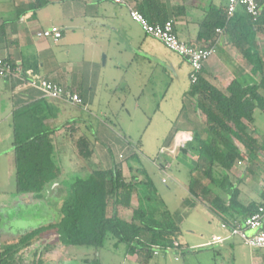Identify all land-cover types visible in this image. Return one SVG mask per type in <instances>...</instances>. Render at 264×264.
I'll return each mask as SVG.
<instances>
[{
  "label": "crops",
  "instance_id": "crops-1",
  "mask_svg": "<svg viewBox=\"0 0 264 264\" xmlns=\"http://www.w3.org/2000/svg\"><path fill=\"white\" fill-rule=\"evenodd\" d=\"M123 1L124 4L118 5L104 0H0V59L21 66L39 79L77 93L84 102L78 107L64 100L46 99L40 91L24 83L0 79V195L9 194L6 187L14 185L13 195L0 196V220L5 216L11 222L6 235L0 232V252L4 244L14 241L11 238L35 231L41 225L39 211H35L41 207V200L16 195L17 126L24 136L32 131L50 133L62 176L59 182L46 190L44 196L47 200L50 194L55 195L58 183L65 181L67 173H72L75 168L90 170L82 165L83 162H91L99 170L121 165L125 177L129 178L140 168L133 162L130 165L131 161L126 159L139 160L144 154L149 156L144 147L146 144L161 145L160 152L165 150L168 160L159 167L154 163L152 166L163 176L162 184L168 185V179L173 180L172 188L158 195L181 230L180 243L194 250L218 248L219 252L230 256L231 264L243 261L264 264V250L250 249L239 238L208 246L214 236L224 235L221 223L242 224L264 202V113L255 111L254 124L248 131L257 141L256 153L251 154L241 142L231 138L242 159L231 170L215 168L212 179L203 178L202 171L198 169L197 154L184 152L199 139L206 140L208 128L196 101L188 96L192 84L191 68L162 43L147 37L140 25L131 20L130 9L140 12L144 0ZM159 2L165 6L169 21L174 22L179 39L197 47L209 45V42L199 39L206 17L227 8L225 0ZM37 4L41 8L32 9ZM51 28L61 31L62 38L58 42L37 36ZM112 35L119 40L115 47L112 46ZM217 39L220 41L216 53L203 70L205 80L223 93H227L228 86L241 77H251L259 84L261 76L253 74V67L242 58L228 37ZM263 42L264 34H259L256 44L264 62ZM114 48L117 58L113 57L109 64V51ZM102 54H105L103 66L100 64ZM137 60L148 63L150 67L161 68L166 76L169 73L167 77L171 84L166 89L163 84H158L160 89L153 86L148 97L160 94V104L141 139L132 145L130 139L133 134L125 124L129 119L124 116L140 109L139 100L148 87L143 84L150 83L148 81L153 78L145 75L144 79H139L135 75L132 66ZM119 92L121 97H118ZM259 93L264 97V89ZM17 114L24 115L16 121ZM116 127L125 136L116 133ZM83 138L91 146V159L79 154L77 142ZM174 166L178 171L177 178L168 174L173 173ZM141 169L150 177L145 167ZM94 171L97 170L90 174ZM198 178L211 187L209 199L195 198L190 194V185ZM132 205L138 206L136 196L132 198ZM23 209H31L32 212L26 214L28 211L24 213ZM12 226L23 228L14 232ZM106 246L109 249L105 259L114 256L111 251L117 248L114 241ZM68 249L58 243L56 235H44L18 256L22 264H41V259L50 264H61L62 261L69 264L73 260L72 250ZM104 250L95 251L100 259L103 258L100 264H105ZM160 253L150 259L128 256L125 247L121 264H157L152 261L159 258ZM87 260L91 261L84 258L81 262L86 263ZM164 263L166 261L163 260L160 264Z\"/></svg>",
  "mask_w": 264,
  "mask_h": 264
},
{
  "label": "trees",
  "instance_id": "trees-1",
  "mask_svg": "<svg viewBox=\"0 0 264 264\" xmlns=\"http://www.w3.org/2000/svg\"><path fill=\"white\" fill-rule=\"evenodd\" d=\"M260 2L264 5V0ZM39 8L38 4L32 7ZM166 11L159 0H144L140 7V13L152 24L168 22ZM218 29L224 31L242 58L253 67V74L261 76L262 80L258 84L251 77H241L223 93L205 80L202 71L197 82L191 84L188 96L196 101L197 109L207 120V139H199L184 152L197 154L201 176L209 180L215 168L231 170L242 159L231 138L241 142L251 154L256 153L257 141L248 131L254 124L255 111L264 113V97L259 93L264 89V62L256 44L257 36L264 34V9L257 21L244 9L229 21L226 8L217 11L206 17L199 39L209 45L215 44ZM23 115H15V120ZM28 133L24 136L17 126L15 128L16 195L43 200L46 190L59 182L62 171L50 133ZM77 148L80 156L92 158L93 152L86 139H79ZM135 173L127 178L122 166L118 165L94 171L85 180L58 183L56 196L50 194L61 202L57 222L23 235L14 250L4 251L0 258L2 264H9L7 257L25 251L35 240L49 234H55L58 243L66 248H92L99 252L108 242L114 241L116 247L125 245L128 256H146L147 259L157 251H187L189 248L180 243L181 230L163 205L152 179L144 169H137ZM210 193L209 184L199 178L190 185V194L195 198L209 199ZM134 195L137 207L132 205Z\"/></svg>",
  "mask_w": 264,
  "mask_h": 264
},
{
  "label": "rangeland",
  "instance_id": "rangeland-1",
  "mask_svg": "<svg viewBox=\"0 0 264 264\" xmlns=\"http://www.w3.org/2000/svg\"><path fill=\"white\" fill-rule=\"evenodd\" d=\"M226 4L228 3V0H225ZM113 39H112V46L115 47V45L117 44V42L119 41L114 35H112ZM116 40V43H114L113 41ZM121 38V37H120ZM44 39V38H43ZM264 44V42H263ZM262 50H264V45ZM109 53L111 54V58L109 56V64L111 62V60L113 61V57L117 58V54L115 53V48L113 49V51H109ZM104 57L105 54L101 55V66H103L104 63ZM109 66L108 69L109 70ZM153 69V70H152ZM132 71L135 73V75H137V77L140 79H144L145 75L147 76H153L151 81H148L150 83H141L143 85L148 86L147 89L145 90L144 95L142 96V98L139 100V102L141 103L140 109L137 110V112H132L131 111V115H127L125 114V118L129 119L127 122H125V124H127L126 126L130 127V132L133 134L131 135L132 138L130 139L132 145L134 143H137L141 137L144 134L145 128L146 126H148V124L151 122V118H153V113L155 112V110L158 109V105L160 104V94H158L157 97H148L151 93V90L153 88L154 85L158 84H163V86L166 88L169 87V85L171 84V79H169L166 75L163 74V72L161 71V68H156L155 66L150 67L148 63H141L140 60H137L135 62V64L132 66ZM153 73V74H151ZM161 76V77H158ZM160 78L162 80V82L160 83ZM158 79V80H157ZM158 88L160 89V85L158 86ZM122 95L120 94V92L118 93V97H121ZM132 98V96H131ZM117 130L116 133L119 134V132L121 133L120 135L125 136V134L120 131V129L118 127H116ZM128 136V135H127ZM144 147H146V152L147 154H149V156H147L146 154H144L142 157H139V160H134L129 157L126 160H129L131 162H129L130 165H132L134 163V165H136L138 168H143L145 167L148 172L150 173V177L152 178V180L155 183V186L157 187V190L159 191L158 193L160 194H164L165 190H168V188H172V182L173 180L168 179V185L162 184L161 182V178L163 177L162 175H160L161 173L158 172L156 167H159L160 165H164L165 161L168 160L167 156L165 154H161L160 153V149H161V145H157L156 143L153 144L151 143V145L146 144ZM148 159H150V161H148ZM124 162V161H123ZM127 162V161H125ZM124 162V163H125ZM133 162V163H132ZM153 163L155 164L156 167H153ZM82 165H85L87 167L90 168L86 169L85 171H79L78 168H75V171H72V173H67V177L65 178V181H67L69 184L77 181V180H85L87 179L91 174V171L93 170H99L97 167L93 166L91 164V162H83ZM175 165V164H173ZM135 166V167H136ZM99 168H103L99 167ZM173 173L171 174V172H169V176L172 178H177L178 176V171L177 169L174 168L172 169ZM90 171V172H88ZM148 175V174H147ZM142 178V176H141ZM8 192L9 194L5 195V194H1V198H4L6 196H11L13 195L12 190H14V185L13 183L8 187ZM56 194V193H55ZM56 196V195H55ZM55 196H51L49 197L50 199H43L40 201V205L41 207L35 209L36 212L39 211V216L41 217V225L40 227H37V229L50 224V223H56L58 220V209L59 206L61 204H59L57 198H55ZM135 196V195H134ZM21 197V196H19ZM160 197V196H159ZM161 199V198H160ZM135 200V199H134ZM45 204V205H43ZM37 205V206H40ZM25 211L27 213H31V209H23L22 212L25 213ZM21 212V214H23ZM28 216V215H26ZM6 223L10 224L11 222L9 221V219H6L5 216H2V219L0 220V232H2L3 235H6L8 233V228L11 226L10 225H6ZM9 226V227H8ZM24 227H26L25 225H23ZM15 232V229H21L23 228L22 226H12ZM36 229V230H37ZM49 235H55V234H49ZM22 237V235H19L15 238H11L14 239V241L10 244H4L2 251L0 252V258L1 256H3L4 251L5 250H14V246L17 244V242L19 241V239ZM5 237H3L4 239ZM53 239V237H51ZM5 240V239H4ZM9 241V240H8ZM7 243V242H6ZM57 243V242H56ZM113 248V247H112ZM111 248V249H112ZM68 249V248H66ZM72 250V260L71 263L69 264H86L81 262L82 259L84 258H88L91 259V262L89 264H100L101 260L99 258V255L95 252L94 249L90 248H69V250ZM106 251L104 250V262L105 264H121L122 257H124V250H125V245H119L116 249H114V251L112 250L111 252L114 254V256L111 257H106L107 259H105V253H107V250L109 249L107 246L105 247ZM102 253V254H103ZM20 254V253H19ZM121 257V259H120ZM44 258V257H43ZM176 258H178V262L176 261ZM20 260V261H19ZM166 261V263L164 264H231V258L229 255L225 254L224 252H219L218 248H204V249H198V250H194V249H188L187 251H179V250H169L167 252H161L160 253V257L159 258H155L153 259L152 262H156L157 264H160L161 261ZM7 261L9 264H22V261L20 259V256H18V253L15 254L14 256L7 257ZM19 263H18V262ZM41 264H50L47 263V260H43L41 259ZM38 263V262H37ZM0 264H2L1 259H0ZM40 264V263H38ZM61 264H65L64 261L61 262ZM238 264H247L246 262H238Z\"/></svg>",
  "mask_w": 264,
  "mask_h": 264
},
{
  "label": "built area",
  "instance_id": "built-area-1",
  "mask_svg": "<svg viewBox=\"0 0 264 264\" xmlns=\"http://www.w3.org/2000/svg\"><path fill=\"white\" fill-rule=\"evenodd\" d=\"M104 1L113 2L118 5L124 4L123 0ZM240 9H244L254 21H257L263 13L264 5L261 4L260 0H228L226 8L227 20L233 19ZM129 14L131 20L140 25L147 37L162 43L170 52L181 57L189 64L191 68L190 80L192 83H196L198 75L202 73L206 63L215 55L220 39H217L213 45L193 46L179 39L173 21H168L163 25L152 24L136 10L130 9ZM216 33L219 38L225 36L224 31L221 29H218ZM37 36L58 42L62 38V33L57 28H51L39 33ZM0 79L24 83L40 91L46 99L64 100L78 107L84 105L82 98L77 93L39 79L30 72L24 71L21 66L1 59ZM160 153L164 154L165 150ZM163 182L165 183V180ZM220 229L224 235L214 236L208 246L220 245L231 238H239L250 249L264 250V202L260 205L258 211L247 218L244 223H221ZM158 253L159 251L155 252L154 255H158Z\"/></svg>",
  "mask_w": 264,
  "mask_h": 264
}]
</instances>
